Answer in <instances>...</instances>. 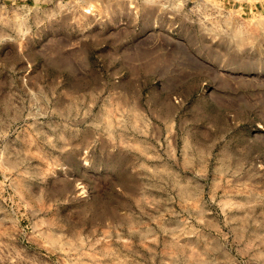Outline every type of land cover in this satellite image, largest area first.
Listing matches in <instances>:
<instances>
[{"label":"rangeland","instance_id":"rangeland-1","mask_svg":"<svg viewBox=\"0 0 264 264\" xmlns=\"http://www.w3.org/2000/svg\"><path fill=\"white\" fill-rule=\"evenodd\" d=\"M0 264H264V0H0Z\"/></svg>","mask_w":264,"mask_h":264}]
</instances>
